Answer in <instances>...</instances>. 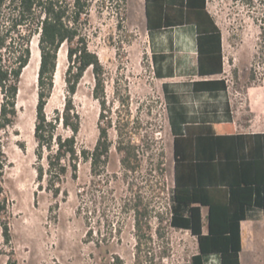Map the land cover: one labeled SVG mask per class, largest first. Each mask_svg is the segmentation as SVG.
Segmentation results:
<instances>
[{"label":"trees","instance_id":"1","mask_svg":"<svg viewBox=\"0 0 264 264\" xmlns=\"http://www.w3.org/2000/svg\"><path fill=\"white\" fill-rule=\"evenodd\" d=\"M256 1V2H255ZM242 4L264 10V0H241ZM127 0H0V149L8 139L17 118V97L24 68L28 65L30 43L37 37L39 65L37 70V102L33 138L36 144V181L38 189L57 199L67 197L63 184L67 178L78 179L80 163H88L91 180L77 192V212L81 214L101 204L104 195H110L112 213L103 217L109 228V237L121 233L120 213H133L135 227V262L140 263L143 246L147 248L151 237L148 205L143 199L132 198L118 203L111 182L118 179L107 171L113 143L109 128L117 134L116 151L121 155L123 179L127 180L139 168V146L133 142L134 122L128 117L114 121L107 117L104 69L98 56L88 45L89 17L92 10L105 11L118 18L122 28ZM144 14L148 36L154 31L177 26H194L197 33V74L212 76L223 73L224 57L221 30L206 9V0H144ZM261 46H264V15L260 26ZM66 48L67 66L64 73L65 97L61 110L47 116L45 107L54 89L59 50ZM157 57L152 51L151 60L156 78H164ZM160 59V60H159ZM94 77L93 97L99 102L98 138L93 149L79 146L77 136L81 116L74 95L84 73L90 69ZM250 79L253 80V74ZM194 91L216 93L226 91L224 79L193 83ZM168 124L173 135V186L169 197L168 226L188 230L197 239V253L180 264H204L205 257L218 255L220 264H240V222L250 207L264 212V134H235L231 124L204 127L197 134L177 129L171 113V98L162 84ZM118 105L127 107V101L117 99ZM127 109V108H126ZM67 133V134H64ZM163 153L159 154L155 171L164 175ZM44 161V164L42 163ZM7 163L0 161V230L5 246L11 244L10 207L4 194L2 178ZM132 185L129 186L132 189ZM200 206L208 207L207 233H202ZM110 211V212H111ZM160 222L161 215H157ZM89 224L87 217H84ZM161 237L159 228L155 230ZM102 236V235H101ZM86 241L107 243L102 236L94 239L88 227ZM149 249V247H148ZM152 250V249H151ZM150 254L153 260L154 253ZM10 251L6 264H17ZM163 250L157 264L168 257Z\"/></svg>","mask_w":264,"mask_h":264},{"label":"rangeland","instance_id":"2","mask_svg":"<svg viewBox=\"0 0 264 264\" xmlns=\"http://www.w3.org/2000/svg\"><path fill=\"white\" fill-rule=\"evenodd\" d=\"M207 9L222 33L223 77L227 80L234 108L243 113L247 108V87L264 82V46H261L260 38L264 10L257 3L247 6L241 0H208ZM89 22V49L98 56L104 69V94L110 109L105 115L112 121L118 117H128L133 121V142L139 146V168L124 180L121 155L115 149L117 134L114 126L109 128L113 146L107 171L118 177L111 182L114 196L121 204L136 195L148 205L150 230L145 231V235L151 237V242L147 248L143 246L139 264H157L163 250L169 256L163 258L161 264L183 263L197 252V243L188 232L170 228L167 223L173 186L172 139L162 81L157 80L153 73L144 0H127L121 29L117 27L118 18L107 11L98 14L92 10ZM31 44H36L39 56L37 37ZM66 66L64 46L58 52L54 89L45 107L47 116L63 107ZM37 70L34 66L28 67L21 74L15 126L0 149V161L7 163L2 185L9 200L11 233V244L5 246L0 230V264L7 263L11 250L17 264H138L135 262L132 212L119 214L121 233L114 237H109V228L103 220L112 213L109 194L104 195L101 204H88L87 210L81 214L77 212V192L91 180L88 163L79 164L76 181L67 176L63 184L66 198L59 196L55 199L44 188L38 189L35 171L38 162L33 138ZM251 74L253 80L250 79ZM93 89L94 77L90 68L84 73L74 95L81 116L77 142L90 150L98 138L101 111L99 102L93 97ZM117 99L127 101V107L118 105ZM160 153H163V176L155 171ZM158 214L162 216V222L157 218ZM84 217L88 218L89 224ZM88 227L95 240L105 236L108 242L96 244L86 241ZM158 228L161 237L155 232ZM148 251H153V260H150ZM249 258L245 256L244 262L264 264V247L254 259Z\"/></svg>","mask_w":264,"mask_h":264},{"label":"crops","instance_id":"3","mask_svg":"<svg viewBox=\"0 0 264 264\" xmlns=\"http://www.w3.org/2000/svg\"><path fill=\"white\" fill-rule=\"evenodd\" d=\"M207 3L208 0L206 9ZM149 39L151 51L157 57H166L164 63L158 62L165 77L155 78L166 84V93L171 98V113L177 129L181 132L187 129L190 133L197 134L205 132L204 127L227 123L232 125L235 134H264V82L258 86L247 87V108L242 113L240 109L234 108L223 73L212 76L197 74V33L194 26L184 25L154 31ZM221 39L223 47L222 33ZM218 79H224L226 91L209 93L193 90L195 82ZM171 139L173 157L172 133ZM200 212L202 233L206 234L208 207L200 206ZM180 231L190 234L188 230ZM239 234L240 264H247L248 262H244L245 256L254 259L264 247V212L257 207H250L246 212V218L240 222ZM194 238L197 243L196 237ZM204 264H220L219 256L205 257Z\"/></svg>","mask_w":264,"mask_h":264},{"label":"bare ground","instance_id":"4","mask_svg":"<svg viewBox=\"0 0 264 264\" xmlns=\"http://www.w3.org/2000/svg\"><path fill=\"white\" fill-rule=\"evenodd\" d=\"M30 51H31V56H30V60L28 65L24 68H31V67H35L36 69H38V65H39V56H38V52L36 49V44H31L30 46ZM31 66V67H30Z\"/></svg>","mask_w":264,"mask_h":264},{"label":"built area","instance_id":"5","mask_svg":"<svg viewBox=\"0 0 264 264\" xmlns=\"http://www.w3.org/2000/svg\"><path fill=\"white\" fill-rule=\"evenodd\" d=\"M226 83H227V80H226Z\"/></svg>","mask_w":264,"mask_h":264}]
</instances>
